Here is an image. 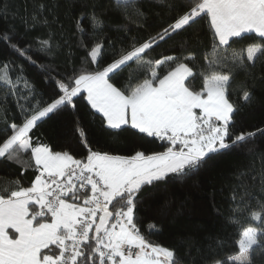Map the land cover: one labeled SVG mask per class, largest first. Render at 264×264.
<instances>
[{"label":"snow or ice","instance_id":"obj_1","mask_svg":"<svg viewBox=\"0 0 264 264\" xmlns=\"http://www.w3.org/2000/svg\"><path fill=\"white\" fill-rule=\"evenodd\" d=\"M111 2L122 17L111 26L115 35H108L107 22L95 11L76 21L79 47L86 50L79 69L57 78L39 65L53 88L48 100L22 67L0 63L5 90L0 108L11 97L20 113L19 123L3 129L0 165L33 175L27 185L17 180L14 188L0 192V264H180L174 250L141 232L139 211L146 194L196 179L218 156L254 144L258 135L264 138V128L236 130V118L256 101L257 81L264 84V0H150L148 7L162 5L174 16L143 41L133 33L153 26L142 10L144 0ZM45 7L39 5L31 17L33 26L50 24ZM205 23L211 47L200 64V56L188 49L199 44L196 26ZM169 41L180 54L152 59L155 48ZM36 43L34 51L49 57L61 48L52 34ZM9 47L36 63L28 48ZM239 73L252 80L241 89L243 103L233 100ZM77 98H86L92 122L110 140L123 141L127 154L94 150ZM62 113L73 116L77 151L34 139V129ZM254 190L243 183L233 188L229 222L239 224L238 214L246 209L251 221L240 228L236 253L226 260L206 257L204 264H252V254L264 251V199L254 209L246 199ZM147 230L154 234L158 226L148 224ZM224 243L214 240L216 247ZM208 250L215 251L213 244Z\"/></svg>","mask_w":264,"mask_h":264},{"label":"trees","instance_id":"obj_2","mask_svg":"<svg viewBox=\"0 0 264 264\" xmlns=\"http://www.w3.org/2000/svg\"><path fill=\"white\" fill-rule=\"evenodd\" d=\"M149 3L150 0H144L142 10L149 14V24L153 26L133 33L141 41L166 26L174 16L173 13L165 11L162 5L148 7ZM41 4L46 6L44 15L47 16L50 24L33 26L31 17L37 13ZM93 11L103 15V19L108 24V35H115L111 31V26L120 23L122 17L113 11L111 0H0V63L10 62L13 67H22L24 75L36 87L39 96L48 100L53 94V88L46 78L45 71L39 65H46L47 70L52 71L57 78L79 69L82 58L86 56V50L79 47L81 37L75 29V24L82 13L87 15ZM81 23L87 24V19L81 20ZM196 28L199 44H194L188 50L200 56V64H205L203 53L210 50L211 35L206 23L197 25ZM49 34L54 35L55 41L61 45L55 57L34 51L37 40L46 38ZM5 35L10 39L5 40ZM83 38L86 43L90 39L87 33ZM176 39L180 40L181 37L177 36ZM9 43L28 48L32 60L36 63H29L27 59L16 54L9 47ZM179 54L180 49L173 41L161 42V45L152 52L151 58L159 59L165 55ZM257 73H260L259 68ZM126 75L127 73H124L117 77L116 82L119 84ZM246 83L251 85L252 80L244 73L235 76L233 84L235 102L243 103L239 97ZM196 87H199L198 83ZM253 90L256 101L236 118L237 131H255L257 128H264V84L257 81ZM4 91V88L0 87V95H3ZM77 99L78 112L82 117V123L91 132L89 139L94 142V150L116 149V154H127L121 150L123 141L110 140L101 132L98 123L92 122L91 117L88 116L86 98ZM12 122H20V113L15 102L9 97L6 107L0 108V139H3V129ZM33 135L34 139L50 144L58 150L63 148L77 151L73 135V116L69 113H62L47 120L33 130ZM152 147L159 150L155 145ZM248 148L252 151L249 152ZM32 179L30 170L24 171L16 165L7 167L0 165V192L14 188V182L17 180L27 185ZM262 181H264V138L258 135L254 144L210 161L198 178L184 184H171L154 196L146 194L143 207L139 211L140 219L144 221L141 232L152 243L174 250L180 264H204V258L209 256L226 260L238 250L236 241L239 238L240 228L251 222L248 218L249 209L238 214L239 224L229 222L234 207L231 199L233 188L241 183L255 186L252 196L246 198L254 209L256 202L264 199V192L260 191ZM240 191L242 192L243 189ZM148 224H157L158 231L149 234ZM216 238L225 242L222 247L215 246ZM210 243L213 244L214 252L208 250ZM251 261L252 264H264V251L253 253Z\"/></svg>","mask_w":264,"mask_h":264}]
</instances>
